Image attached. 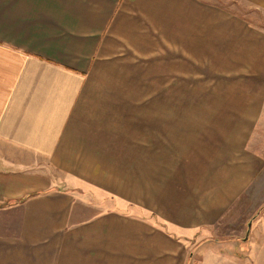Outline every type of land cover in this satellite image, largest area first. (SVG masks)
I'll return each mask as SVG.
<instances>
[{"label":"crops","instance_id":"0c3cea01","mask_svg":"<svg viewBox=\"0 0 264 264\" xmlns=\"http://www.w3.org/2000/svg\"><path fill=\"white\" fill-rule=\"evenodd\" d=\"M206 60L228 64L208 121L133 126L93 84ZM0 264H264V25L204 0H0Z\"/></svg>","mask_w":264,"mask_h":264},{"label":"rangeland","instance_id":"374dc122","mask_svg":"<svg viewBox=\"0 0 264 264\" xmlns=\"http://www.w3.org/2000/svg\"><path fill=\"white\" fill-rule=\"evenodd\" d=\"M215 6L226 8L231 7L234 13L246 17L248 20L259 25H264V11H255L241 0H204ZM164 49L169 52V48L165 45L163 38L158 36L156 40V56L163 58ZM173 58L176 57L174 52L169 53ZM122 69L114 64V67L106 71L105 75L94 78L93 84L100 85L101 90L108 92L101 93V96H108L109 99L116 101H131L132 106L126 111H133V126L138 120L149 115L157 118L171 117L176 122L181 117H202L207 121L212 117H223L228 115V64L217 63L212 61L192 62L189 64L188 75L173 76H148L140 74V70H136L137 76H125L133 72L131 68L138 62H120ZM159 65V64H158ZM178 71V70H177ZM142 72V71H141ZM144 74L150 72L146 69ZM164 73V71H159ZM112 74V75H111ZM119 74V75H118ZM133 102V103H132ZM189 131L196 126H187ZM209 127V126H205ZM257 194V193H256ZM94 202L101 199L103 209L104 203H108L109 208L115 209V198L111 196H93L86 194ZM256 196L252 194V198ZM127 214L132 215L134 207L127 206ZM249 215H255L257 207L252 205L248 207ZM141 216L143 212L141 211ZM250 216V217H251ZM190 240L191 246L198 237Z\"/></svg>","mask_w":264,"mask_h":264}]
</instances>
